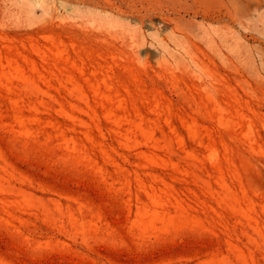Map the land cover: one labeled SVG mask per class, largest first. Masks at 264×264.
Wrapping results in <instances>:
<instances>
[{
  "label": "rangeland",
  "instance_id": "obj_1",
  "mask_svg": "<svg viewBox=\"0 0 264 264\" xmlns=\"http://www.w3.org/2000/svg\"><path fill=\"white\" fill-rule=\"evenodd\" d=\"M170 1L222 48L208 93L153 28L161 63L84 23L111 8L0 6V264H264V0Z\"/></svg>",
  "mask_w": 264,
  "mask_h": 264
},
{
  "label": "bare ground",
  "instance_id": "obj_2",
  "mask_svg": "<svg viewBox=\"0 0 264 264\" xmlns=\"http://www.w3.org/2000/svg\"><path fill=\"white\" fill-rule=\"evenodd\" d=\"M7 1L0 0L1 8L4 5L6 6ZM80 1L85 5L92 4L93 6L96 5L101 8H111L126 19V21L118 23L114 21L115 19L99 21L95 17H88L87 22L84 23L86 25L89 24L101 34L106 33L104 36L111 38L115 45H120L128 57L140 62L152 58L156 63L162 62V60L156 59L155 57V53L160 52L159 46L154 43L155 41L149 45L147 43L148 35L142 30L144 26L153 28L155 30L153 37L157 42H173L178 49H181L184 56L187 57L192 66L197 70L195 75L198 83H196V86L199 85V91L208 93L209 89H213L212 86L204 85L202 75L213 76L210 67L213 63L211 53L216 52L224 59L222 56L223 53L221 52L222 48L219 45H215V39L208 34V31L205 30L202 34L192 32L188 21H184L185 14H182L183 8L178 2L170 0ZM185 10L187 13L192 12L195 16L200 14L204 19L215 20L219 17L210 12L200 13L198 10ZM5 12L12 13L8 10ZM230 18L233 20L232 17ZM199 28L202 29V26H199ZM160 30L166 31V34H163V36L161 34L158 40L155 34H158ZM221 44H223L222 47L225 46L227 48L224 39ZM214 113L215 115H213ZM211 116L217 118L219 126L224 128L228 127L229 117H227V112L218 99L215 103V109L211 111ZM139 152L140 154L145 153L143 150ZM214 157L216 156L214 155Z\"/></svg>",
  "mask_w": 264,
  "mask_h": 264
}]
</instances>
